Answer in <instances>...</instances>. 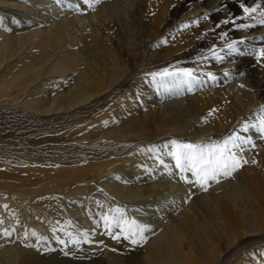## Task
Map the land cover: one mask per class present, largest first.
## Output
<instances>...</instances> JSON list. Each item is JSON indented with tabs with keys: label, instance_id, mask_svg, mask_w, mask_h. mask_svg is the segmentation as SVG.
I'll return each instance as SVG.
<instances>
[{
	"label": "bare ground",
	"instance_id": "bare-ground-1",
	"mask_svg": "<svg viewBox=\"0 0 264 264\" xmlns=\"http://www.w3.org/2000/svg\"><path fill=\"white\" fill-rule=\"evenodd\" d=\"M72 3L81 9L89 4L88 0ZM71 4L69 0H0V115L21 108L28 121L62 120L129 76L135 77L143 67L158 60L170 65L192 53L187 69L201 81L192 92L164 84L159 89L168 96L158 97L157 89L140 78L131 89L136 109L130 117L118 119L114 127L95 129L92 138L84 139H93V146L104 141L122 148L147 140L164 145L172 138L192 143L204 134L222 143L239 135L251 140L242 153L236 150L248 163L219 185L212 186L211 181L206 188L198 185L200 193L192 200L184 193L175 164L168 161L159 165L168 178L158 166L149 171L146 161L107 162L94 154L93 163L65 160L58 168L51 165L32 174L17 170L18 176L0 178V193L13 196L6 208L17 225L15 246L1 247L0 242V264H70L38 257L34 249L20 246L28 227L42 230L49 240L52 237L47 228L33 223L31 211L23 207L37 197L61 198L71 228L77 233L88 229L98 240L106 213L99 214L87 193L91 184L97 187L104 178L112 182L102 183L109 196L118 197L122 209L132 212L130 220L146 228L133 237L139 249L127 251L123 263L117 254L108 255L107 264H218L242 241L264 231V133L258 131L264 124V57L259 51L264 48V24L259 22L264 0H113L97 12L85 11L87 23L73 17ZM241 4L259 7L247 17ZM201 19L209 22L204 30L199 29ZM154 38H159L155 40L160 50L145 56ZM78 41H90L92 46L77 49ZM233 42L237 51L229 52L227 46ZM32 49L37 52L31 54ZM209 73L214 80L208 79ZM174 94L180 99L172 100ZM126 100V111L132 110ZM12 123L16 122L0 125L13 128ZM245 126L249 131H243ZM235 259L242 262L243 254ZM93 264L101 263L95 259Z\"/></svg>",
	"mask_w": 264,
	"mask_h": 264
},
{
	"label": "rangeland",
	"instance_id": "rangeland-1",
	"mask_svg": "<svg viewBox=\"0 0 264 264\" xmlns=\"http://www.w3.org/2000/svg\"><path fill=\"white\" fill-rule=\"evenodd\" d=\"M109 1L112 2L113 0H88L89 4H86L88 7L81 9L76 7L75 3H72L73 0H69L70 4L72 3L70 8L73 11V17L75 19L81 18L85 23L87 22L84 20V17L88 14L85 11H89V13L97 12L100 6ZM137 7L138 5L136 3L134 8ZM63 11L64 9H62L61 13H63ZM218 15L219 14H217L216 18ZM122 17L124 18V16ZM208 23L209 22L205 20L204 24V21L201 19L199 22V29L204 30V27ZM262 27L264 28V25H262ZM155 39L159 40V38H154L149 43L145 56L146 54H151V52H155L156 54L160 50L159 46H157L158 40ZM86 46L91 47V42H79V46L77 45L76 48L83 49ZM68 47L69 46L65 44V49ZM31 51V54L37 52L35 49ZM194 56L195 55L192 53H188L176 63H171L170 65H167L168 61L160 63L159 60L155 61L156 63H153L151 66H145L143 70H139L135 77L129 76L125 82H119L112 89L107 90L99 100H95L94 102L91 101L89 105L83 106L81 109L72 112L70 116L62 120L49 122L46 120L42 122L28 121L25 117L26 115H24L26 113L21 108H19V110L3 112L7 114L0 115V117H4L3 120L0 119V123L1 121H14L16 123L10 124L13 128L0 125V178L18 176L20 172L17 170H28V174H32L37 169L40 171L48 170L51 168V165H55L54 168H58V164L65 160H74L73 162L79 161L80 164H88L87 160H92L93 163V154L95 156L106 157L107 162L111 160L122 161L123 159L126 161L129 159H133V161L136 159L139 161H146L147 164L145 167H147L149 171L154 172V167L158 166V168H156L159 170V173L168 178L166 171L162 168L160 169L159 165L162 161H168L170 165L175 164V159L170 153L175 151V145L172 143L173 141L182 143L179 139H167L164 145L155 140H147L120 148L110 146L104 141L93 146V139L87 141L84 138H86V136L92 138L95 129H106L110 128L111 125L114 127L118 124V119L123 121L128 115L130 117L131 114H129V112L136 109V102L133 100L131 89L140 78L149 85L150 88L152 87L153 90L157 89L155 94L158 97L161 95H165L164 97L168 96L163 90L159 89V87L164 86V84H167L168 89L174 90L175 88L176 91H185L186 88L178 81L168 80L166 82H160L159 77L153 80L151 74L160 72L165 68L169 71H174L178 68L187 69L189 65H192V63H188V61L193 59ZM149 62L153 61L150 60L148 63ZM123 95H125L126 98L123 97ZM170 97L172 100L180 99L178 94L171 95ZM126 99L131 103L132 110L126 111ZM157 101L159 102L158 98ZM2 110L6 111V109ZM63 134H66L64 139H62ZM204 136L205 134L201 136L199 140H192V144L205 146L217 143L219 140H209L210 137L204 138ZM68 166L73 167L72 165H67L65 167L67 168ZM136 166L139 168V165ZM176 170L182 178L181 183L184 186L183 189L186 197L192 200L195 194H198V192L200 193V190H198L199 184L191 179L188 171L181 173L177 167ZM230 177H220L219 183L211 181L212 186L213 184L219 185L229 180ZM97 183H99L97 187H93V184L89 186L91 189L87 195L90 196L89 202H96L98 205L99 214L104 211L106 216L111 219L112 216L117 215L113 210L119 208L123 211L125 220L129 221V223L133 221L130 220L129 217L132 212L122 209V205L118 203V197L113 195L110 197L108 191L102 186V183L112 185V182H107L104 178ZM185 187L188 189L186 190ZM11 196V194L0 193V217H2L0 219V224L2 225L0 230L3 235L2 240H0V242L3 243L1 247L15 246L17 240V225L12 221V217L7 212L6 208L13 203L10 201L13 199V196L9 198ZM28 201L31 203V206L23 207V210L26 212L31 211L33 223L36 226H44L52 234L51 240H49L42 230L37 229L34 231L32 230L33 227H28L30 231L23 235L24 238L20 237V246L22 248L34 249V254L38 257L66 260L70 264H93V261L97 259L101 264H107V256L117 254L114 256H119V260L123 263V258H125L127 251L139 249L136 244L131 243L133 237H131V239H125L120 229L114 225L111 226L109 231V225L105 224L104 228L100 230L101 237H98V240H95L93 236L90 235L91 233L87 231L88 229H83V231L77 233L71 228L70 222L67 221L64 215L66 204L62 203L61 198L43 196ZM184 201L187 200L184 199ZM22 227L26 229L25 226ZM61 229L62 233H60ZM33 233H35V235H33ZM112 234L120 236V239H113ZM60 241H64L65 243L62 244ZM238 254H243V261L240 263H236L238 261L235 259ZM218 264H264V231L258 233V235L252 236L248 240L242 241L230 250L228 254L223 255Z\"/></svg>",
	"mask_w": 264,
	"mask_h": 264
},
{
	"label": "snow or ice",
	"instance_id": "snow-or-ice-1",
	"mask_svg": "<svg viewBox=\"0 0 264 264\" xmlns=\"http://www.w3.org/2000/svg\"><path fill=\"white\" fill-rule=\"evenodd\" d=\"M240 6L247 17H250L259 7V5H257V7L250 8L246 7L244 4ZM259 16V22L264 24V10L260 11ZM205 19H207V17H205ZM224 23H229V21L225 20ZM184 27H187V25H184ZM238 27H248V25H238ZM239 43H243V41H239ZM227 48L229 52L237 51L236 42L229 44ZM259 51L260 56L264 57V48H261ZM216 59L219 60L221 57L216 56ZM207 75L209 80L215 79L211 73ZM225 75H228V73H225ZM151 76L153 80L159 77L160 82H166L168 80L178 81L188 92H192L194 86L201 83L198 77L194 75V70L192 69H176L174 71H169L165 68L160 72L152 73ZM243 131H249V127L245 126ZM258 131L264 133V124L261 125ZM172 143L175 145V151H172L170 155L174 157L176 167L181 173L190 171L196 178L195 183L206 188L209 181L219 183L220 177L228 178L237 171L242 164L248 163L246 160H241L240 154L236 150L239 149L240 153H242L245 150V146L251 144V140L239 135H233L229 136L222 143L218 142L205 146L192 143H177L176 141ZM113 211L117 213L116 216H112L111 219L108 216L105 217V223L109 225V231L111 226L114 225L120 229L125 239H131V237L137 234V231L143 233L146 230L145 227L138 225L134 220L130 223L125 220L124 213L121 209L117 208ZM33 235H35V233H33ZM112 236L113 239H120L118 235L112 234ZM60 243L63 244L65 242L60 241ZM131 243L136 244L137 240L131 239Z\"/></svg>",
	"mask_w": 264,
	"mask_h": 264
}]
</instances>
